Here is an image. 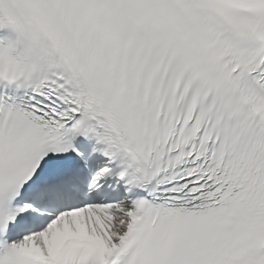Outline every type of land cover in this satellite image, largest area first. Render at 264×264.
Listing matches in <instances>:
<instances>
[{"label":"snow or ice","instance_id":"snow-or-ice-1","mask_svg":"<svg viewBox=\"0 0 264 264\" xmlns=\"http://www.w3.org/2000/svg\"><path fill=\"white\" fill-rule=\"evenodd\" d=\"M0 264H264V0H0Z\"/></svg>","mask_w":264,"mask_h":264}]
</instances>
